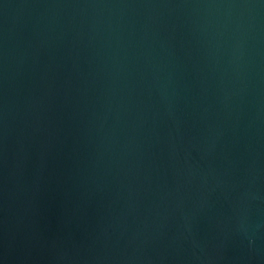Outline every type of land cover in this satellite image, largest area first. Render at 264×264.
Returning a JSON list of instances; mask_svg holds the SVG:
<instances>
[{"label": "water", "instance_id": "water-1", "mask_svg": "<svg viewBox=\"0 0 264 264\" xmlns=\"http://www.w3.org/2000/svg\"><path fill=\"white\" fill-rule=\"evenodd\" d=\"M0 264H264V0H0Z\"/></svg>", "mask_w": 264, "mask_h": 264}]
</instances>
